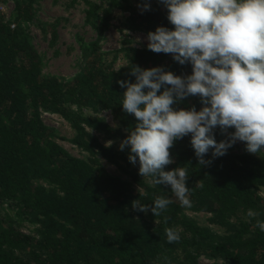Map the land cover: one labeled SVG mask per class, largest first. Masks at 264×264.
<instances>
[{"label": "trees", "instance_id": "1", "mask_svg": "<svg viewBox=\"0 0 264 264\" xmlns=\"http://www.w3.org/2000/svg\"><path fill=\"white\" fill-rule=\"evenodd\" d=\"M5 0H0V4ZM9 19L0 11V214L5 203L27 223L31 232L13 227L12 219H0V264H201V256L213 264H264V232L253 209L264 220V152L236 153L205 160L201 165L190 144V136L176 140L169 149L173 163L188 171L190 207H182L171 196L168 185H150L138 173L139 164L123 151L106 145L92 131L124 139L136 118L125 113L120 102L124 88L117 80L135 82L132 66L147 69L163 66L176 75L191 73V65H180L171 54L154 53L147 47L126 46L127 63L105 67L99 39L108 28L113 8L127 12L122 26L148 33L157 26H173L159 0H147L150 9L141 13L145 0H98L87 10L99 38L91 43L83 69L69 79L44 75L42 59L31 41L27 23L38 0H12ZM163 90V89H161ZM195 106L198 96L185 98L176 108ZM109 110L110 125L101 116ZM63 117L73 128L72 142L86 158L69 153L56 140L41 113ZM217 129V128H216ZM215 138L220 141L218 132ZM103 160L116 165L128 177L111 173ZM140 192V193H139ZM157 196L173 202L155 217L134 211L139 200L151 207ZM191 212L208 214L202 223ZM179 231L180 240L168 243L164 229Z\"/></svg>", "mask_w": 264, "mask_h": 264}, {"label": "clouds", "instance_id": "2", "mask_svg": "<svg viewBox=\"0 0 264 264\" xmlns=\"http://www.w3.org/2000/svg\"><path fill=\"white\" fill-rule=\"evenodd\" d=\"M167 9L173 27L157 26L144 37L154 53L171 54L180 65H191L188 75H176L163 66L142 69L132 66L135 82L117 80L124 88L120 105L136 118L130 134L119 144L128 148V160L139 164L138 173L150 185H168L182 207H190L188 171L172 164L169 149L176 140L190 136L198 163L226 154L237 141L245 150L264 152V0H159ZM141 13L150 9L145 0ZM163 89V90H161ZM198 96L201 107L176 108L185 98ZM219 128L226 139L217 141ZM234 129L229 131V129ZM112 141L107 144L111 145ZM211 152V158L205 155ZM140 193V192H139ZM173 202L157 196L149 205L132 202L134 211L157 217ZM264 232V220L253 209L246 212ZM168 243L180 233L164 229Z\"/></svg>", "mask_w": 264, "mask_h": 264}, {"label": "rangeland", "instance_id": "3", "mask_svg": "<svg viewBox=\"0 0 264 264\" xmlns=\"http://www.w3.org/2000/svg\"><path fill=\"white\" fill-rule=\"evenodd\" d=\"M95 3L99 5V12L109 7L108 4L98 0H38L35 3L34 17L27 23V27L31 41L42 59L44 75H55L69 79L83 69L85 59L90 52L91 43L99 38L95 25L87 20L86 13ZM13 8L12 0H5L0 4V11L5 14L6 19L11 16ZM112 13L110 24L99 39L100 53L105 67L119 68L127 63L124 48L129 45L146 47L147 41L144 40V37L147 33L134 32L122 26V22H125L127 16L126 11L116 7L113 8ZM100 114L107 123L115 124L114 116L109 110H103ZM41 118L47 126L54 129L56 140L69 153L80 158L87 157L86 152L72 142L71 139L75 132L63 117L43 111ZM233 130L229 129V131ZM92 132L102 143L108 145L107 142L112 141L111 145L119 149L122 139L106 136L98 131ZM214 132L219 134V128L215 129ZM219 138L220 140L226 139L227 134H221ZM227 151L247 152L244 142L240 141H237ZM103 163L111 173L123 178L128 177L116 165L105 160ZM262 194L264 195V192ZM1 210L0 219L4 226H7V223L3 221V215L7 214L12 219L15 229L24 233H33L27 223L18 220L15 209L5 203L1 206ZM190 215L202 223L208 217V214L204 212H191ZM199 262L201 264H213L214 261L201 256Z\"/></svg>", "mask_w": 264, "mask_h": 264}]
</instances>
